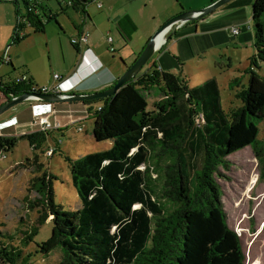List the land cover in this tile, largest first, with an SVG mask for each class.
<instances>
[{
    "label": "trees",
    "instance_id": "obj_1",
    "mask_svg": "<svg viewBox=\"0 0 264 264\" xmlns=\"http://www.w3.org/2000/svg\"><path fill=\"white\" fill-rule=\"evenodd\" d=\"M2 1L16 5L13 45L27 38L26 28L42 33L46 23H58L57 13L33 0ZM56 1L61 12L71 9L86 20L87 6L95 0ZM250 22L254 54L248 59V84L233 81L241 106L228 113L222 109L215 79L190 88L185 78L155 63L114 96L84 102L98 104L92 114L94 140L112 141V147L70 163L81 208L66 211L55 203V177L38 164L37 176L30 181L36 198L25 201L29 209L39 207L41 216L30 225L21 220L12 234L0 232V264H28L31 255L24 256V249L48 218L51 236L37 245L36 253L47 258L59 250L60 264H244L240 238L222 207L217 177L228 168L229 156L252 147L264 182V129L259 127L264 122V76L257 73L264 63V0L253 1ZM7 65L18 71L11 62ZM146 84H161L167 91L150 111L142 94ZM27 93L40 91L25 74L0 83L1 98ZM37 136H0V158L20 140L39 144ZM146 143H156L172 161L162 196L175 208L167 214L153 199L140 170Z\"/></svg>",
    "mask_w": 264,
    "mask_h": 264
},
{
    "label": "rangeland",
    "instance_id": "obj_2",
    "mask_svg": "<svg viewBox=\"0 0 264 264\" xmlns=\"http://www.w3.org/2000/svg\"><path fill=\"white\" fill-rule=\"evenodd\" d=\"M33 1L44 9L57 13L58 23L54 21L46 23L42 33H34L30 28H26L24 33L27 38L13 45L11 39L15 26L16 5L0 0V83L16 80V77L22 75V71L26 69L37 86L51 87L55 84L54 76L58 68L63 66L70 69L73 65L75 53L70 39L77 36L75 28L80 25L83 17L71 9L61 12L56 0ZM243 1L245 0H231L227 4ZM203 2L204 0H95L87 6L86 11L90 19L86 18L84 29L89 35L94 36L91 40L89 37V45L100 48L105 66L117 70V61L122 58L131 65L135 59L131 57L132 60H128L127 55L134 52L137 57L149 39L166 22L178 15L202 9ZM19 4L21 14H24L25 7L23 3ZM97 4H101V7L99 8ZM250 20L251 12L241 33L245 36L241 37L242 42H239L241 44H232L234 39L228 43H221L220 39H215L204 32L196 35L192 33V36L182 38L179 43L172 45V42L184 33V30L178 33L177 27L171 31L177 32V36L173 34L172 41L165 43L161 48L163 50H158L152 59L157 58L158 65L163 70L185 78L190 88H196L209 79H215L220 91L222 109L228 113L230 108L241 106L240 101L235 98L237 88L233 81L238 79L239 86L248 84L249 74L246 73L249 68L248 59L254 54V46L253 48L249 46L252 41L254 43ZM122 21H130L135 27L127 46H124L122 40V37L124 38ZM169 35L170 32L164 39L169 40L171 38ZM93 41L95 44H92ZM110 48L113 50L110 51ZM197 50L199 52H196ZM152 59L143 71L152 65ZM7 62H12L18 71L15 72ZM106 71L104 69L96 75L97 79L84 80L79 84V89L105 90L106 87L101 86L106 81L103 78ZM257 73L264 76V63ZM143 88L142 94L149 111L153 110L156 102L167 96V91L161 84H146ZM44 106L46 105L43 103L31 100L10 109L24 111L30 115L31 120L29 124H21L19 131H6L2 136L38 134L36 139L40 143L32 145L27 140H20L11 152L0 158L2 233L12 234L20 227L21 220L30 225L41 216L42 211L39 207L29 209L28 201H25V198L28 200L36 198L30 181L37 176L34 172L38 164H42L43 170L55 177L53 181L55 203L66 211L77 210L81 208V203L71 181L70 163L86 154L112 147V141L97 142L92 135L94 122L92 114L97 110L98 104H93L94 108L78 120H75L76 118H73L75 115L71 113H62L61 106L54 104L55 113L50 117L51 120L58 122L60 127L46 133L31 127L36 117L51 114V110L47 111ZM72 106L75 107L74 104ZM259 127L262 132L264 122ZM261 137L260 134L259 138ZM144 148L146 158L140 170L153 199L167 214L175 208L174 204L162 196L166 171L172 161L168 155L159 151L156 143H146ZM228 160V168L221 169V175L217 177L227 223L240 238L245 255L244 264H264V182L260 180L259 160L252 147L240 150L229 156ZM51 233L52 223L48 218L40 227L34 241L24 249V256L31 255L28 264H60L62 256L59 250L47 258L36 253L37 245L48 239Z\"/></svg>",
    "mask_w": 264,
    "mask_h": 264
},
{
    "label": "crops",
    "instance_id": "obj_3",
    "mask_svg": "<svg viewBox=\"0 0 264 264\" xmlns=\"http://www.w3.org/2000/svg\"><path fill=\"white\" fill-rule=\"evenodd\" d=\"M209 1H214V0H204L203 2V7L210 4ZM253 1L250 0H245L243 2H239L234 4L233 2H230L229 4H226L225 6L217 9L215 12L211 13L210 15H208L207 17L197 20V21H192V22H187L185 24H183L182 26L179 27L178 33L182 32L184 30L183 35L178 36L174 42H172V45H176L177 43L180 42V39L185 38L189 35H191L193 33V35L197 34V33H204L207 32L206 35H210L213 36L215 39H220L222 42L221 43H228L230 42V40L234 39V41H232V44H241L239 42L241 40V37H245L242 36V32L245 29V24L248 22L247 19L249 18V14L251 12V8H252V3ZM88 14V13H87ZM89 16V15H88ZM90 19V17H89ZM87 23L86 20L81 19V23L78 27L75 28L76 30V34L78 35L82 29H84V25ZM122 25V33L124 38L122 37L123 40V44L124 46H127L130 41V34L135 30V27L133 25L132 22L130 21H122L121 23ZM190 27H192L190 29ZM238 28V33L235 36H232L230 34V30L231 28ZM172 31V30H171ZM170 31V35H169V40H167L166 44L170 41H172L173 39V34L176 35L177 32H171ZM246 34V32H244ZM180 35V34H179ZM177 36V35H176ZM192 36V35H191ZM237 37V38H236ZM94 39V36H92V34L90 35V40ZM188 38V37H187ZM90 40H88V43L82 48L79 49L77 48V50L73 49V52L75 53V58L73 61V65L70 66V69L64 68L63 66H60V68H58L56 75L59 76L60 80H67L69 79V83L71 84V88L74 87V89H72L71 91H69V94H72L74 92H79V94L83 93V94H87L89 93H93V92H97L95 90L99 89V88H94V91H86L84 89H79V84H81L82 82H84V80L88 79V78H96V75H98L99 73H101L104 69L107 70L103 76L104 79H106L105 83L101 86H105L106 89L111 87L117 80L118 78L126 71L127 68H129L131 65H129V63H127L126 60H123L121 57L120 61L118 62L117 70H112L111 67H106L104 62L102 61L101 55L102 53L100 52V48L95 47L94 45H89ZM94 42V41H93ZM234 42V43H233ZM238 42V43H237ZM92 44H95L92 43ZM249 46H251V48H253V41L252 43L249 44ZM73 48V47H72ZM90 49L91 52L87 53V57L91 58V61H89V67L87 68V70L85 72H83L82 74H76V66L79 63V61H81L80 59V55L83 53V51ZM163 49H161L162 51ZM199 50V49H198ZM196 52H199V51ZM130 55H127L126 59L128 60H132L130 59L131 57L133 59L137 58L136 55H134L135 53H129ZM64 57V54H63ZM98 59L101 62V67L99 68V63L95 62V60ZM134 62V60H133ZM177 62L179 63V61L177 60ZM155 63L158 65V61L157 58H153L152 59V64ZM12 66L16 69V67L13 65V63L11 62ZM158 67L163 70L159 65ZM149 68V67H148ZM166 71V70H163ZM22 74L27 75L28 77L32 78L29 73L25 70L22 71ZM145 72V70H144ZM170 72V71H167ZM172 73V72H171ZM17 78V77H16ZM14 80V79H13ZM33 80V78H32ZM12 81V79H11ZM10 82V81H9ZM8 82H1V84H6ZM33 83L35 84L34 80ZM45 85L47 83H44ZM70 84L67 85L70 86ZM36 85V84H35ZM70 89V88H69ZM4 102V98L0 97V105ZM40 103L45 104L46 106H44L45 109H47V111H52L53 109L55 110V108L53 107L54 104H58L61 106L62 109V113L65 114H73L71 116H73V118H76L75 120H78L81 116H83L84 114H86L87 111H89V109L94 108L93 105L88 106L84 103H80V102H75V103H66V102H61V103H54V104H50L47 102H41L38 101ZM75 105L72 106V105ZM97 106V105H96ZM6 114H3L0 116V132L2 136L6 131H19V129L21 128L20 126H22L21 124H29V121L31 120V117L29 114H25L24 111H20L17 109H13L10 110V112H5ZM63 118V117H62ZM66 118V117H65ZM68 119V118H66Z\"/></svg>",
    "mask_w": 264,
    "mask_h": 264
},
{
    "label": "water",
    "instance_id": "obj_4",
    "mask_svg": "<svg viewBox=\"0 0 264 264\" xmlns=\"http://www.w3.org/2000/svg\"><path fill=\"white\" fill-rule=\"evenodd\" d=\"M231 0H214L212 3L204 6L202 9L197 11H191L188 13H184L178 15L172 19H170L166 24H164L155 34L154 36L149 39L147 44L144 46L143 50L137 56L135 61L132 65L118 78V80L109 88L97 91L93 93L87 94H76V93H66V92H59L54 94H38V93H27L22 94L19 96L6 98L4 97V102L0 105V115L5 113L6 111L12 109L13 107L25 102V101H41V102H48V103H73V102H87V101H95L98 99H105L114 96L121 87L128 84L132 81L148 64V62L152 59L154 54L160 50L163 45L167 42V38L164 39V42L157 46V39L158 37L166 33V35L173 29L182 26L187 22L197 21L203 19L210 15L211 13L215 12L217 9L221 8L225 4H227ZM165 35V36H166ZM169 37V36H168ZM89 67V63L86 61H79L76 66V74H82L87 70Z\"/></svg>",
    "mask_w": 264,
    "mask_h": 264
},
{
    "label": "built area",
    "instance_id": "obj_5",
    "mask_svg": "<svg viewBox=\"0 0 264 264\" xmlns=\"http://www.w3.org/2000/svg\"><path fill=\"white\" fill-rule=\"evenodd\" d=\"M97 5L99 8L101 7V4H97ZM237 33H238L237 28H235V27L231 28L230 34L232 36L237 35ZM89 37H90V35H89L88 31H85V29H82V31L76 37L70 39V43L75 48L82 49L88 43ZM112 50L113 49L110 48V51H112ZM88 52H91V50L90 49L85 50L80 55L81 62H82V60L87 61V62L91 61V58L87 57ZM7 60H8V58H7ZM95 62L99 63V65H100L99 68L102 66L101 62L98 59H96ZM54 78H55V84L53 86L43 87V88L39 87L40 94H54V93H59V92L68 93L69 91H71L70 90L71 84L68 82L69 79L61 81L59 76H57V75H55ZM68 84H70V86L67 87ZM54 113H55V110L53 109L51 111V114L48 116L36 117L32 121L31 127L35 128L37 131H40L43 133L54 130L55 128H59L60 124L58 122L51 120L50 116H52V114H54Z\"/></svg>",
    "mask_w": 264,
    "mask_h": 264
},
{
    "label": "bare ground",
    "instance_id": "obj_6",
    "mask_svg": "<svg viewBox=\"0 0 264 264\" xmlns=\"http://www.w3.org/2000/svg\"><path fill=\"white\" fill-rule=\"evenodd\" d=\"M165 35H166V33H163V34H161V35L158 37V39H157V41H156L157 46L160 45V44H162V43L164 42Z\"/></svg>",
    "mask_w": 264,
    "mask_h": 264
},
{
    "label": "flooded vegetation",
    "instance_id": "obj_7",
    "mask_svg": "<svg viewBox=\"0 0 264 264\" xmlns=\"http://www.w3.org/2000/svg\"><path fill=\"white\" fill-rule=\"evenodd\" d=\"M135 59H136V58H135ZM134 61H135V60H134ZM131 65H132V64H131ZM127 69H128V68H127ZM127 69H126V70H127ZM147 69H148V68L146 67V70H147ZM146 70H145V71H146ZM142 73H144L143 70H142L139 74L141 75ZM74 93L79 94V92H78V93H77V92H74ZM2 98H4V97H2ZM6 98H7V97H6ZM73 103H75V102H73ZM80 103H84V102H80Z\"/></svg>",
    "mask_w": 264,
    "mask_h": 264
},
{
    "label": "clouds",
    "instance_id": "obj_8",
    "mask_svg": "<svg viewBox=\"0 0 264 264\" xmlns=\"http://www.w3.org/2000/svg\"><path fill=\"white\" fill-rule=\"evenodd\" d=\"M84 60H82V62H83ZM86 63H88L87 61H86ZM72 89H74V87L73 88H71L70 90H72Z\"/></svg>",
    "mask_w": 264,
    "mask_h": 264
}]
</instances>
